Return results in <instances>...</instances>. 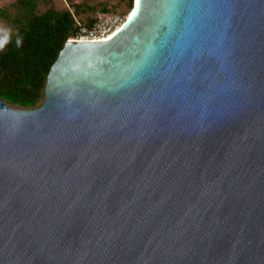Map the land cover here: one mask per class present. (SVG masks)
Masks as SVG:
<instances>
[{"label":"water","instance_id":"1","mask_svg":"<svg viewBox=\"0 0 264 264\" xmlns=\"http://www.w3.org/2000/svg\"><path fill=\"white\" fill-rule=\"evenodd\" d=\"M132 11L0 99V264H264V0Z\"/></svg>","mask_w":264,"mask_h":264},{"label":"trees","instance_id":"2","mask_svg":"<svg viewBox=\"0 0 264 264\" xmlns=\"http://www.w3.org/2000/svg\"><path fill=\"white\" fill-rule=\"evenodd\" d=\"M63 1L67 3L63 7L53 0H11L0 6V21L11 29L10 42L0 51V99L12 106H41L48 73L66 41L80 28L91 27L99 18L97 12L116 13L103 2ZM133 3L126 0L123 18ZM17 38L22 41L19 47Z\"/></svg>","mask_w":264,"mask_h":264},{"label":"built area","instance_id":"3","mask_svg":"<svg viewBox=\"0 0 264 264\" xmlns=\"http://www.w3.org/2000/svg\"><path fill=\"white\" fill-rule=\"evenodd\" d=\"M122 18L114 13H104L99 16L91 27L80 28L74 39L87 41H100L110 38L114 32L124 23Z\"/></svg>","mask_w":264,"mask_h":264},{"label":"rangeland","instance_id":"4","mask_svg":"<svg viewBox=\"0 0 264 264\" xmlns=\"http://www.w3.org/2000/svg\"><path fill=\"white\" fill-rule=\"evenodd\" d=\"M9 1H11V0H0V6H2L3 4H5V3H7V2H9ZM76 2H79V1H81V0H75ZM91 2H103L104 4H107L109 7H111V8H113L115 11H113V12H116V13H114V14H117V15H119L120 17H122L123 18V16H124V14L122 13L123 11H125L126 10V7H125V2H126V0H90ZM53 2H54V4L57 6V7H63V6H65V5H67V3L65 2V1H63V0H53ZM111 12V11H110ZM87 14H89V12H87L86 14H85V16L87 15ZM99 14V15H98ZM103 14V12H101V13H96V15H98V16H100V15H102ZM130 15V14H129ZM127 17V16H126ZM0 26H3L4 27V25H3V23L0 21ZM14 107H18V106H14Z\"/></svg>","mask_w":264,"mask_h":264},{"label":"clouds","instance_id":"5","mask_svg":"<svg viewBox=\"0 0 264 264\" xmlns=\"http://www.w3.org/2000/svg\"><path fill=\"white\" fill-rule=\"evenodd\" d=\"M11 39V29L0 26V51H3L5 46L10 42ZM22 41L17 38L16 45L19 47Z\"/></svg>","mask_w":264,"mask_h":264},{"label":"bare ground","instance_id":"6","mask_svg":"<svg viewBox=\"0 0 264 264\" xmlns=\"http://www.w3.org/2000/svg\"><path fill=\"white\" fill-rule=\"evenodd\" d=\"M132 12H133V11H131L130 15L132 14ZM126 19H127V17H126ZM126 19H125V20H126ZM121 26H122V25H121ZM121 26H120V27H121ZM120 27H119V28H120ZM119 28H118L115 32H117V31L119 30ZM115 32H114V34H115Z\"/></svg>","mask_w":264,"mask_h":264},{"label":"snow or ice","instance_id":"7","mask_svg":"<svg viewBox=\"0 0 264 264\" xmlns=\"http://www.w3.org/2000/svg\"><path fill=\"white\" fill-rule=\"evenodd\" d=\"M137 2H139V0H137Z\"/></svg>","mask_w":264,"mask_h":264}]
</instances>
